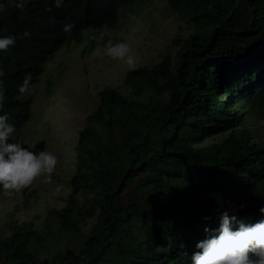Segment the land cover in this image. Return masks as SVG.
<instances>
[{
	"label": "trees",
	"instance_id": "trees-1",
	"mask_svg": "<svg viewBox=\"0 0 264 264\" xmlns=\"http://www.w3.org/2000/svg\"><path fill=\"white\" fill-rule=\"evenodd\" d=\"M135 1L63 0L56 7L54 0H27L21 9L16 0H0V35L31 33L0 51L4 110L16 130L32 116V101L18 95L24 74H32L34 87L62 47L81 43L87 31L116 29ZM168 3L192 32L175 66L167 56L152 71L127 73L125 85L144 101L109 87L99 93L80 133L74 191L56 212L66 230L77 227L75 216L98 221L78 255L57 252L51 264H191L196 241L206 224L218 226L215 210L226 201L246 205L236 210L245 221L264 215V140L250 142L240 130L246 114L264 109V0ZM65 24L73 25L70 33ZM220 134L218 143L202 145ZM137 187L143 196H131ZM82 190L95 194L85 210L76 199ZM32 237L42 241L26 223L0 238V264H46L28 249Z\"/></svg>",
	"mask_w": 264,
	"mask_h": 264
},
{
	"label": "rangeland",
	"instance_id": "rangeland-1",
	"mask_svg": "<svg viewBox=\"0 0 264 264\" xmlns=\"http://www.w3.org/2000/svg\"><path fill=\"white\" fill-rule=\"evenodd\" d=\"M189 28L187 19L173 10L168 0H136L116 29L105 30L96 41L92 40L94 30L87 31L81 43L65 45L44 65L39 83L31 93L22 95L32 101V116L14 135L21 141H31L34 149L46 147L55 152L59 161L51 180L42 176L12 195H0V238H10L17 227L27 223L42 238L38 241L32 237L27 245L41 262L51 264L54 254L65 250L80 253L97 217L75 216L77 227L66 230L56 212L68 206L74 191L72 179L76 175L80 133L90 125L88 118L100 104L99 93L109 87L144 101L145 95L136 96L125 85L127 73L137 68L152 71L167 56L172 57L175 66L182 43L192 32ZM108 38L126 40L131 45L135 68L106 55L104 41ZM245 118L240 130H247L250 142L264 140V109L250 112ZM224 136L211 137L202 145L218 143ZM122 142L119 135V146ZM143 190L137 187L131 196L141 197ZM166 197L169 202L171 195ZM94 198L93 192L82 190L76 195L77 205L85 210L94 204ZM137 224L134 232L139 234ZM2 252L4 262L8 253Z\"/></svg>",
	"mask_w": 264,
	"mask_h": 264
},
{
	"label": "clouds",
	"instance_id": "clouds-1",
	"mask_svg": "<svg viewBox=\"0 0 264 264\" xmlns=\"http://www.w3.org/2000/svg\"><path fill=\"white\" fill-rule=\"evenodd\" d=\"M27 0H16V6L23 9ZM60 7L63 0H54ZM3 5H0V10ZM50 10V9H49ZM73 25L65 24V32L70 33ZM30 37L26 29L20 34L0 35V51H7L17 43V38ZM93 39H101V35L93 34ZM104 52L113 60L124 61L129 68H135L136 57L131 45L118 38L104 41ZM4 70L0 67V78ZM33 90L32 74L25 73L23 83L18 85V95L31 93ZM6 90L0 79V192L12 195L31 185L37 178L52 179L59 157L46 147L33 148L31 141L15 138L16 124L12 115L5 111ZM226 206L215 210L218 226L205 225L204 237L196 241L191 253V264H264V215L252 221H245L236 215L237 208H244V203L237 204L228 200ZM264 214V204L259 207ZM205 221L212 219L205 215Z\"/></svg>",
	"mask_w": 264,
	"mask_h": 264
}]
</instances>
